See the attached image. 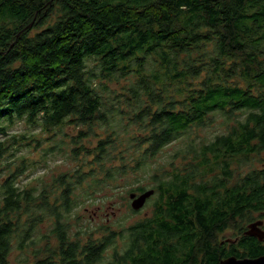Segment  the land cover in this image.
I'll list each match as a JSON object with an SVG mask.
<instances>
[{
  "label": "trees",
  "instance_id": "16d2710c",
  "mask_svg": "<svg viewBox=\"0 0 264 264\" xmlns=\"http://www.w3.org/2000/svg\"><path fill=\"white\" fill-rule=\"evenodd\" d=\"M218 117L226 131L192 136ZM20 121L50 133L45 150L69 140L93 162L21 186ZM173 144L187 162L167 171ZM263 151L264 0H0V164L19 162L0 175V264L15 251L18 264H212L217 234L264 197V168L234 162ZM146 179L150 215L75 229L94 192Z\"/></svg>",
  "mask_w": 264,
  "mask_h": 264
},
{
  "label": "rangeland",
  "instance_id": "374dc122",
  "mask_svg": "<svg viewBox=\"0 0 264 264\" xmlns=\"http://www.w3.org/2000/svg\"><path fill=\"white\" fill-rule=\"evenodd\" d=\"M113 85H117L115 82ZM214 123L213 125H208L201 130H195V134L198 137L196 139H208L210 140L216 134L222 133L227 130V126L225 125V120L218 118H213ZM68 131L72 134H76L78 128L68 127ZM11 134H25L29 137L28 140L22 141L19 144H23L20 146V151L17 153L25 154L26 156L30 157L27 158V165L28 169L18 176V180L21 186H31L32 184L40 185L45 184L47 182H51L54 176H57L63 172H73L77 168H87L84 163L88 165L91 164L93 161L92 156H87L85 152L81 153L79 156L75 155L73 149L75 145L72 144L71 141L66 140L65 143H62L63 149L56 150L53 152L45 150L48 145L54 144V140L48 139L51 135L47 131L41 130L40 128H35L30 126L24 121L17 122L11 128ZM100 135H103V131H99ZM40 140L42 144L41 147L44 148V152H40L39 150L30 149L33 144H37L36 141L32 140ZM99 137L90 136L88 139L83 140L85 145L92 147L96 145L97 139ZM68 139V137H67ZM56 144V143H55ZM58 144V143H57ZM81 146V144H79ZM189 147L187 144H173L166 147L161 154L159 160L163 162L164 168L167 171H171L173 167H181L186 164L187 161L180 157L171 156L175 153L177 149L187 150ZM15 157H6L2 164H0V175H5L8 173L9 170L14 169L17 163L12 164L10 166H5L8 162H15L13 161ZM235 160V159H234ZM233 160V161H234ZM36 161L37 164H33L32 162ZM232 161V160H231ZM173 164V166L171 165ZM235 166V167H234ZM233 168L236 169V172H240L242 175L247 173L252 169H259L264 168V151L251 156H244V160H242L241 165H238V162H234ZM232 168V169H233ZM3 177V176H2ZM40 179V180H39ZM136 175H131L128 178L130 183L136 182ZM125 181L122 180L121 184ZM148 183V189L151 188L153 183L146 179ZM137 184H134L136 186ZM39 187V186H37ZM129 187L122 188L119 190H112L110 188H105L104 190H100L99 192H94L99 196V199L94 201L93 203L85 202L78 210L80 217L78 219V226L75 229L79 228V225L82 224V230L89 224L92 227H98L100 225H110L113 228H120L119 223L123 222L126 226L134 223L135 221L140 220L144 216H148L151 214L152 211V204L154 198L148 199V202L145 206L139 210L138 213H133L131 210V199L130 196H126L125 192L128 190ZM79 191H82L80 189ZM89 193H91L89 191ZM126 196V197H125ZM231 227L233 225H230ZM49 225H42L43 233L47 232ZM221 233V232H220ZM220 233L217 234V241L221 239L219 236ZM21 254L18 251H15L14 254L10 256V264H18V260L21 258ZM99 264H107V260L100 262Z\"/></svg>",
  "mask_w": 264,
  "mask_h": 264
},
{
  "label": "flooded vegetation",
  "instance_id": "af4514ba",
  "mask_svg": "<svg viewBox=\"0 0 264 264\" xmlns=\"http://www.w3.org/2000/svg\"><path fill=\"white\" fill-rule=\"evenodd\" d=\"M244 216V219L237 217L239 220L234 226L228 225L221 231L212 264L216 261V264H242L245 260L258 261L245 264H264V197H260L254 207L247 208Z\"/></svg>",
  "mask_w": 264,
  "mask_h": 264
},
{
  "label": "water",
  "instance_id": "95a60500",
  "mask_svg": "<svg viewBox=\"0 0 264 264\" xmlns=\"http://www.w3.org/2000/svg\"><path fill=\"white\" fill-rule=\"evenodd\" d=\"M155 190L154 189H147L146 191H143L141 193H136L133 192L130 194V199H131V206L134 210H140L143 208V206L145 205L146 201L148 198H150L153 194H154ZM233 262H237L239 263L240 261H233ZM243 262V263H242ZM257 263L258 261L254 260V261H249V260H245V261H241L242 264L245 263ZM224 264H226L224 262Z\"/></svg>",
  "mask_w": 264,
  "mask_h": 264
}]
</instances>
